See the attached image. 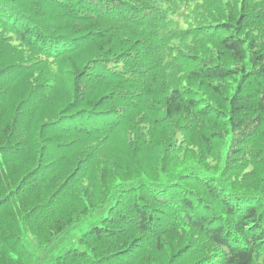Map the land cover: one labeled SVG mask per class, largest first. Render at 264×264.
Wrapping results in <instances>:
<instances>
[{
	"label": "trees",
	"instance_id": "obj_1",
	"mask_svg": "<svg viewBox=\"0 0 264 264\" xmlns=\"http://www.w3.org/2000/svg\"><path fill=\"white\" fill-rule=\"evenodd\" d=\"M264 264V0H0V264Z\"/></svg>",
	"mask_w": 264,
	"mask_h": 264
},
{
	"label": "rangeland",
	"instance_id": "obj_2",
	"mask_svg": "<svg viewBox=\"0 0 264 264\" xmlns=\"http://www.w3.org/2000/svg\"><path fill=\"white\" fill-rule=\"evenodd\" d=\"M106 214V209L101 210L98 213L90 215L81 224L74 226L69 232L61 236L49 249H41L33 242L30 236L26 237L25 243L29 251L34 256L33 264H39L45 257H51L57 255L63 248L70 246L76 247L78 237L89 227L91 223Z\"/></svg>",
	"mask_w": 264,
	"mask_h": 264
}]
</instances>
